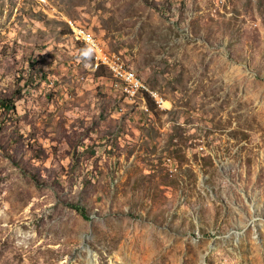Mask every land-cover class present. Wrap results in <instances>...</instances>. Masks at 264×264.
<instances>
[{"label":"rangeland","instance_id":"rangeland-1","mask_svg":"<svg viewBox=\"0 0 264 264\" xmlns=\"http://www.w3.org/2000/svg\"><path fill=\"white\" fill-rule=\"evenodd\" d=\"M0 264H264V0H0Z\"/></svg>","mask_w":264,"mask_h":264},{"label":"built area","instance_id":"built-area-1","mask_svg":"<svg viewBox=\"0 0 264 264\" xmlns=\"http://www.w3.org/2000/svg\"><path fill=\"white\" fill-rule=\"evenodd\" d=\"M73 34L79 35V38H82L83 40H86V36L83 33H77L73 31ZM91 47H93L91 45ZM93 49L96 52V60H92L91 66L93 68L94 62L98 60H105L106 61V68H109L111 70H114L116 73L120 74L121 78L125 79V87H118L117 85H114V88H117L122 94H124L125 97L130 99L131 101H134L138 96L147 94V91H149L147 88H145L143 85L139 84V82L136 80L135 75H133L132 70L125 68L124 62L122 60H107L106 52L100 49L99 47H93ZM157 103H162L160 100H158ZM161 106V105H160Z\"/></svg>","mask_w":264,"mask_h":264},{"label":"bare ground","instance_id":"bare-ground-1","mask_svg":"<svg viewBox=\"0 0 264 264\" xmlns=\"http://www.w3.org/2000/svg\"><path fill=\"white\" fill-rule=\"evenodd\" d=\"M72 30L75 31V32H77V33H83V34L86 36L87 41H86V40H83L82 38H79V35H77V34H73V37H74V39L77 41V43H81V44H83L84 46H85V45H88V46L90 47V50H91V52H92V56L94 57V60H96V52H95V50L93 49V47H99V48H100V46L96 43V41L94 40V38H92L90 35L85 34V33L82 31V29H75V28L72 27ZM72 33H73V32H72ZM91 45H92L93 47H91ZM100 49H101V48H100ZM105 52H106V51H105ZM106 57H107V60H117L116 55H112V54H110V53H108V52H106ZM118 59L121 60L120 58H118ZM124 66H125V64H124ZM101 67L106 68V61H105V60H98V61L94 62V65H93V71L96 72V71L100 70ZM106 69L108 70L109 68H106ZM108 71L112 74L113 77L117 78V81H118L119 79L122 80V87H125V79H124V78H121L119 73H116L114 70H111V69H109ZM132 72H133V71H132ZM133 75H135L136 80L139 82V84H141V85H143L145 88H147V87L142 83V81L139 80V78L136 76V74H135L134 72H133ZM120 80H119V81H120ZM147 93H150V91H147ZM148 95H149V94H148ZM163 102H164V101H163ZM158 104H159V106H160V103H158ZM164 106H165L166 108H169V107H170L169 103H165Z\"/></svg>","mask_w":264,"mask_h":264},{"label":"trees","instance_id":"trees-1","mask_svg":"<svg viewBox=\"0 0 264 264\" xmlns=\"http://www.w3.org/2000/svg\"><path fill=\"white\" fill-rule=\"evenodd\" d=\"M103 69L107 70L106 68L101 67L100 70H98V72L101 71V70H103ZM96 72H97V71H96ZM108 72H109V71H108ZM110 74H111V73H110ZM1 103H2V104H1L2 108H3L4 110H6L7 112H10V111L14 110V102H11V101H2ZM75 208H76L78 211H80L81 213L86 214V210H85V208H83L82 206H80V205H76Z\"/></svg>","mask_w":264,"mask_h":264}]
</instances>
